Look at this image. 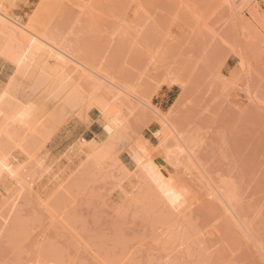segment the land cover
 I'll return each mask as SVG.
<instances>
[{"label": "rangeland", "instance_id": "374dc122", "mask_svg": "<svg viewBox=\"0 0 264 264\" xmlns=\"http://www.w3.org/2000/svg\"><path fill=\"white\" fill-rule=\"evenodd\" d=\"M15 10L64 43L75 82L124 110L129 171L87 161L80 141L103 130L96 111L54 127L28 184L0 192V264H264V5L16 0ZM10 74L0 67V86ZM153 108L191 153L160 147ZM139 137L152 145L146 173L126 150ZM224 184L229 204L212 194Z\"/></svg>", "mask_w": 264, "mask_h": 264}, {"label": "bare ground", "instance_id": "6f19581e", "mask_svg": "<svg viewBox=\"0 0 264 264\" xmlns=\"http://www.w3.org/2000/svg\"><path fill=\"white\" fill-rule=\"evenodd\" d=\"M15 6L16 0H0V67L11 72L8 81L0 86V192L10 187L13 191L28 184V165L43 164V161H38L39 152L51 138L54 127L69 119L88 118L93 111L97 112L103 130L94 140L80 141L87 161L98 168L110 164V167H118L127 175L129 170L124 165L122 155V147L127 141L124 132L127 116L124 110L116 104V99L109 100L95 92L88 93L80 82H75L64 66L69 62L65 60L68 53L64 43L51 33L38 30L29 21L24 25L16 17ZM104 80L113 85L112 79ZM124 94L134 97L133 90H124ZM153 109L163 119L156 133L160 147L173 140L180 152L191 153L193 149L169 122V118L163 114L164 117L157 108ZM46 122H50L52 127H46ZM70 130L69 134L74 133L73 129ZM151 146L147 139L139 137L126 149L132 157L131 164L142 173L145 172ZM48 171V167L44 168L42 175ZM148 179L151 180V177ZM231 189L224 184L212 194L229 204L235 196Z\"/></svg>", "mask_w": 264, "mask_h": 264}, {"label": "crops", "instance_id": "0c3cea01", "mask_svg": "<svg viewBox=\"0 0 264 264\" xmlns=\"http://www.w3.org/2000/svg\"><path fill=\"white\" fill-rule=\"evenodd\" d=\"M256 1L259 5L263 6L264 5V0H254Z\"/></svg>", "mask_w": 264, "mask_h": 264}]
</instances>
